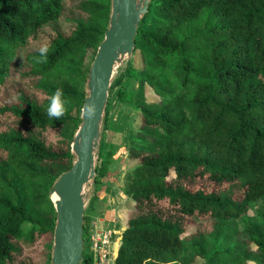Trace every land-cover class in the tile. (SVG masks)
<instances>
[{
  "label": "trees",
  "instance_id": "16d2710c",
  "mask_svg": "<svg viewBox=\"0 0 264 264\" xmlns=\"http://www.w3.org/2000/svg\"><path fill=\"white\" fill-rule=\"evenodd\" d=\"M110 11L111 0H0V264H51L49 195L74 161ZM134 54L142 68L121 77H140L124 187L133 207L114 264H264V0H151ZM57 88L59 119L47 114ZM253 204L258 219L244 220Z\"/></svg>",
  "mask_w": 264,
  "mask_h": 264
},
{
  "label": "water",
  "instance_id": "95a60500",
  "mask_svg": "<svg viewBox=\"0 0 264 264\" xmlns=\"http://www.w3.org/2000/svg\"><path fill=\"white\" fill-rule=\"evenodd\" d=\"M150 1L111 0L108 27L90 65L86 82L87 96L83 101V106L95 103V117L89 120L81 114V123L71 143L74 161L69 170L60 174L50 192L58 197L56 201L51 199L56 212L51 264L82 262L85 190L96 175L109 88L119 63L125 56H132L139 22L147 13Z\"/></svg>",
  "mask_w": 264,
  "mask_h": 264
},
{
  "label": "rangeland",
  "instance_id": "374dc122",
  "mask_svg": "<svg viewBox=\"0 0 264 264\" xmlns=\"http://www.w3.org/2000/svg\"><path fill=\"white\" fill-rule=\"evenodd\" d=\"M132 63V64H131ZM133 65L134 71L142 68L138 54L125 56L114 71L110 91V102L106 111V120L101 129L99 158L96 167L99 169L97 181L89 184L85 190L86 228L83 233L85 255L91 264H114L121 236L126 228L128 208H132L131 199L124 194L126 187V172L136 165V161L129 158V130L137 129L140 116L130 102V97L139 86L138 73L135 79H127L128 66ZM121 78V79H120ZM117 85V82L119 81ZM117 91L124 93L118 96ZM145 96L149 102H156L158 98L153 91L145 86ZM80 117V115H79ZM52 199V194L49 195ZM93 197L91 203L89 200ZM259 205H250L244 220H257ZM243 220V221H244ZM240 227L242 220H240ZM193 229H189V232ZM20 246L23 253L30 252L25 246ZM50 264V263H49ZM195 264H203L198 259Z\"/></svg>",
  "mask_w": 264,
  "mask_h": 264
},
{
  "label": "clouds",
  "instance_id": "9594fccd",
  "mask_svg": "<svg viewBox=\"0 0 264 264\" xmlns=\"http://www.w3.org/2000/svg\"><path fill=\"white\" fill-rule=\"evenodd\" d=\"M48 45H43L39 48V57L40 58H46L48 53ZM37 62H41L40 59L37 60ZM64 95L62 88H57L54 92V94L49 97L50 104L47 109V114L50 118L59 119L63 115H65L67 109L65 107L66 101L62 99ZM96 112V106L94 102L85 104L81 109V114L86 117L87 119L91 120L95 117Z\"/></svg>",
  "mask_w": 264,
  "mask_h": 264
},
{
  "label": "bare ground",
  "instance_id": "6f19581e",
  "mask_svg": "<svg viewBox=\"0 0 264 264\" xmlns=\"http://www.w3.org/2000/svg\"><path fill=\"white\" fill-rule=\"evenodd\" d=\"M52 200L56 201L58 199L57 195L55 193L52 194Z\"/></svg>",
  "mask_w": 264,
  "mask_h": 264
},
{
  "label": "built area",
  "instance_id": "2783aa9c",
  "mask_svg": "<svg viewBox=\"0 0 264 264\" xmlns=\"http://www.w3.org/2000/svg\"><path fill=\"white\" fill-rule=\"evenodd\" d=\"M84 239V238H83ZM83 242H84V240H83Z\"/></svg>",
  "mask_w": 264,
  "mask_h": 264
}]
</instances>
